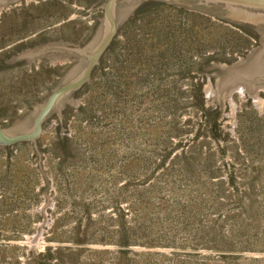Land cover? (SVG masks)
<instances>
[{
	"label": "rangeland",
	"instance_id": "1",
	"mask_svg": "<svg viewBox=\"0 0 264 264\" xmlns=\"http://www.w3.org/2000/svg\"><path fill=\"white\" fill-rule=\"evenodd\" d=\"M146 2H160L202 17L201 19L197 18L196 21L181 18L185 28H199L201 37L198 41V48L201 55L197 61L184 55L175 56L163 64L162 70L157 72L147 70L143 75H137L142 71L135 69L129 73L118 63L122 61L132 70L137 68L131 60L117 56L119 51L105 53L106 56H102L105 59H100L94 68V70L97 68L96 72L99 73L101 70L107 72L110 67L109 77L102 81L105 84L101 102L93 105L94 98L91 97L93 107L89 109L85 105L88 95L82 87L71 95L60 110L47 117L43 124V133L35 142L41 156L40 165L37 164L38 156L32 142H28L29 146L26 147L21 146V143L13 144L7 146L5 152H0V155L3 156L11 152L16 157L11 161L1 158L7 162L5 171H18L25 178L26 200L13 202V205H17L19 209L12 216L21 225L17 226L19 229L15 234L7 229L9 225L5 218L9 215H0V245L5 243L8 246L24 247L27 257L19 255L22 264H52V253H54L55 247L59 246L55 239L61 237L60 234L53 233L56 219L63 216L62 227L71 229L80 218V214L75 213L66 218L64 213L67 212L69 202L80 200L79 207H83L84 202H91L92 219L103 215L104 222L99 223L98 226L105 230H110L112 227L110 218H117L114 215L115 209L123 215L117 219H126L130 226L137 227L141 224L150 228L148 236L135 234L136 244L126 249L127 256L136 264H142L144 259L151 260L152 256L159 254L169 259L176 257L180 263L191 256L197 261L196 264H264V251L233 252L230 253L231 260L219 259L213 262L208 259L209 256L216 258L226 253L205 249L197 251L175 244L174 240L176 243L181 241L178 229L183 230L178 228L177 221L184 218L190 224L194 214L185 198L178 199L181 203L180 208H184L182 210L166 208L158 204L152 211L142 212L144 197L147 195L149 200L155 201L156 191L159 187L154 185L149 178L150 174L157 177L158 171L152 170L153 173L149 171L150 166L142 154L146 151V155L154 159L167 151L161 141L148 143L154 137V134H150L149 131L156 129L161 122L169 123L172 128L173 117L172 115L164 117L162 103L147 107L143 98L139 103L135 96L132 98L133 100L127 101L129 110L126 116L129 123L121 126L120 123H117L118 119L116 118L120 114V110L116 108L113 100L116 92L114 88L117 84L127 90L131 86L140 84L138 76H142L144 92L154 95V93L164 91L170 99H177L178 105L174 106L179 115L177 123L181 133L177 139H173V143L190 145L194 140L200 142L202 137L195 139L198 131L202 133L203 129L214 126L215 135L212 138L208 137V140L211 139L212 145L217 151H220L222 160L225 163H230L231 156L228 147L231 142L229 139L237 141L238 138L235 130L237 112L242 104L247 103L257 115H261L264 110V88L257 89L250 97L245 89H236L219 95L215 84L222 71L243 64L259 53L260 34L252 27L167 1L143 0L118 25L114 38L121 40V31L126 30L127 23L137 9ZM104 6V0H8L0 8V124L4 129L10 128L25 118L47 99L64 74L78 62V57L49 56L25 58L11 63H7V61L23 52L48 43L66 42L79 47L84 46L101 22ZM237 27H245L247 33L238 32ZM235 47L238 48L234 49L235 54L225 52L226 49ZM209 52H213L217 58L206 62ZM228 58H232L233 61H224ZM187 74H199L202 78L197 82L202 83L200 90L205 98L204 114L197 109L198 86L189 84V79H186ZM133 78V81H127V79ZM100 87L102 84L99 85ZM90 96L92 95L90 94ZM154 102L157 104L156 99ZM88 118H92V125L87 123V120L82 121V119ZM78 123H81L82 127L87 124L89 126L80 136L75 132ZM62 139H68V142H62ZM178 150L176 151L178 152ZM197 151V147L192 149L194 154ZM131 154L136 155L134 160L123 159L126 155ZM54 155L59 157H54ZM93 158H99V162L92 164ZM107 161L108 164H106ZM75 162L77 163L75 164ZM9 163H14L15 167L10 168ZM84 164H88L89 168L84 170ZM52 165L60 167L61 171L54 174L51 170ZM121 165L123 169L132 170L134 174L124 171L118 175V166ZM30 171L34 172L35 179L37 178L39 183L34 190L38 194L36 198L31 192L34 178L29 180ZM68 179L72 181L71 186L61 183ZM116 183L118 186L125 183L130 187V190L127 193L129 198L114 207L112 200L102 199L95 191L114 190ZM59 188H62L61 192H59ZM69 188L72 193L82 189L86 193L85 198L83 200L82 198L69 199ZM142 191L146 192L140 195ZM133 192L140 195V199L133 198ZM111 195L114 197L113 194ZM65 221L70 223V227L67 226L68 222L64 223ZM259 221L260 215L254 218L253 227L259 226ZM171 222L175 227L168 226ZM243 225H227L226 233H229L231 227L240 228L239 232H241ZM261 229H264V223ZM26 230H28L27 233H25ZM152 231H155L157 235H162L158 240L159 243L171 241L176 247L143 246L142 243L149 241L148 238ZM20 233L23 235L20 241H14L15 238L9 237ZM105 235L95 233L93 242L76 245L66 242L62 245L99 252L114 251L116 247L109 244L110 238L108 234ZM2 239L7 241H1ZM260 247H264V244ZM49 249L50 251H48ZM123 250L125 251V248ZM70 254L74 255L73 252ZM81 256L82 261L86 264L94 261V256L91 253H81ZM108 257V254L103 256L105 260Z\"/></svg>",
	"mask_w": 264,
	"mask_h": 264
},
{
	"label": "trees",
	"instance_id": "2",
	"mask_svg": "<svg viewBox=\"0 0 264 264\" xmlns=\"http://www.w3.org/2000/svg\"><path fill=\"white\" fill-rule=\"evenodd\" d=\"M183 17V20L193 21H196L197 18H202L195 13L192 14L160 2H146L137 9L134 16L127 23L126 30L124 32L121 31V40L114 38L105 53L119 51L117 56L131 60L137 68L132 70L124 62L119 61L118 63L129 73H132L135 69L141 70L142 73L137 75H143L147 70L155 72L162 70L163 64L175 56L184 55L191 60L197 61L201 55L198 48L201 33L199 28L196 27L185 28L181 22ZM205 20L207 21V19ZM237 30L240 33H247L245 27H237ZM234 49L238 48H228L225 52L233 55L235 54ZM120 51H122V54H120ZM103 56L105 57L106 55ZM104 57L101 59L104 60ZM216 58L213 52H209L206 62ZM224 61L232 62L233 59L228 58L224 59ZM96 70L92 72L89 82L83 86L85 93L88 95L85 105L89 109L101 102L105 84L102 81L110 75V67L107 72L101 70L98 73ZM186 76L190 85L198 86L196 92L197 109L204 114L205 98H203V92L200 90L202 83L197 82L202 78L199 74H187ZM133 80L134 78L127 79L128 82ZM138 80L141 82L140 84L131 86L127 90L119 84L114 88L116 92L113 100L116 108L120 110V114L116 117L118 119L117 123H120L121 126L128 125L129 121L126 114H128L129 107L127 106V101L135 96L138 98L139 103H141L143 98V102L147 107L162 103L164 117L167 115H172L173 117L172 128H170L169 123L161 122L156 129L149 131L150 134H154V137L148 143L161 141L166 146L167 151L160 157H154V159L147 156L146 151L142 154L150 166L149 171L151 173H153L152 170L158 171L157 177L150 174L149 178L154 185L159 186L156 191L157 198L155 201L149 200L147 195L144 197L142 212L148 213L158 204L166 208L171 207L182 210L184 208H180L181 203L178 199L185 198L188 200V205L194 211V214L190 224L184 218L177 221L178 228L183 230L178 229L181 241L176 243L174 240L175 244L197 251L205 249L226 253L216 258L209 256L208 259L213 262L219 259L229 261L232 259L230 253L233 252L244 253L246 250L264 251V247H260L264 244V229H261L264 223V110L261 115H257L255 110L247 103L241 105L237 112V127L235 129L238 134L237 141L235 139L231 140L224 135L231 142L228 147L231 161L230 163H225L222 160L220 151H217L215 146L212 145V140H208V137L212 138L215 135L214 126L209 129H203L202 133L198 131L195 139L202 137L200 142L194 140L190 145L173 143V139H177L181 133L177 123L179 115L174 106L178 105L177 99H170L164 91L154 93V95L144 92L145 89L142 87L143 77L138 76ZM194 81L196 83H193ZM100 84H102V87L99 88ZM91 97L94 98L93 105ZM154 99L157 100V104ZM84 120H87V123L92 125V118L82 119V121ZM88 127V124L82 127L81 123H78L77 127H75V132L80 136ZM62 142H68V139H62ZM21 144L23 147L29 146L28 142H21ZM175 145L176 148L174 149ZM196 147L198 151L194 154L192 149ZM6 149L7 146L1 147L0 152H5ZM54 157L59 156L54 155ZM135 157L136 155L131 154L126 155L123 159L134 160ZM1 158L11 161L16 157L11 152L6 153L5 156L0 155V215H9L5 218L9 225L7 229L11 230L12 234H15L17 229H19L17 226L21 225L12 216L19 209L17 205H13V202L26 200L25 178L18 171H5L4 168L7 162L1 160ZM94 162L98 163L99 158H93L91 163L93 164ZM106 164H108V161ZM84 165V170L89 168L88 164ZM9 167L14 168L15 164L9 163ZM59 168L52 165L51 170L56 174L61 171ZM118 169V175L124 171L134 174L132 170L123 169L122 165L118 166ZM33 178L31 192L36 198L38 194L34 190L39 183L36 180L37 178L35 179L34 172L30 171L29 180L31 181ZM61 183H67L71 186L72 181L68 179L66 182L61 181ZM129 190L130 187L125 183L121 186L116 183L114 184V190H99L95 192L102 199L112 200L114 207H116L117 204L129 198L127 197ZM61 191L62 188H59V192ZM68 191L69 199L71 200L74 198H82L83 200L86 196L82 189L74 193L70 191V188ZM145 192L142 191L140 195ZM140 195L133 192V198L137 197L140 199ZM80 202L81 200L69 202L67 212L64 213L66 218L75 213L80 214V218L71 229L62 227L63 216H59L56 219L53 233L55 235L60 234L61 237L55 239L59 246L55 247L54 253H52L51 263L86 264L82 261L81 253H91L94 256V261L90 264H136L127 256L128 251L126 249L136 244L135 234L148 236L150 228L141 224L137 227L130 226L126 219H117L123 215L119 214L115 209L114 215L117 218H110L112 227L110 230H105L98 226L99 223L104 222L103 215L97 217V219H92L91 202H84L83 207H79ZM258 215H260L259 226L253 227L254 218ZM67 222L65 221L64 223ZM69 224L68 222V227H70ZM230 224L233 226L244 224L243 230L239 232L240 228L231 227L227 234L225 229ZM168 226H174V224L171 222ZM95 233L108 234L110 238L109 244L115 246L116 249L114 251L99 252L97 250H83L82 248H71L62 245L66 244V242L74 245L93 242ZM161 236L152 231L148 238L149 241L142 243V245L146 247H176L171 241L159 243L158 240ZM9 237L15 238L14 241H20L23 235L20 233ZM1 241L7 240L2 239ZM123 248H125V251ZM66 252H68V255H66ZM71 252L74 255H71ZM26 254L24 247L17 245L8 246V244L2 243L0 245V264H22L19 255L27 257ZM105 254L109 256L106 260L103 258ZM158 260L160 261L157 262ZM170 262L172 264H196L197 261L193 257L188 256L186 261L180 263L176 257L169 259L159 254L152 256L151 260L144 259L142 264H169Z\"/></svg>",
	"mask_w": 264,
	"mask_h": 264
},
{
	"label": "water",
	"instance_id": "3",
	"mask_svg": "<svg viewBox=\"0 0 264 264\" xmlns=\"http://www.w3.org/2000/svg\"><path fill=\"white\" fill-rule=\"evenodd\" d=\"M8 0H0V8ZM104 14L91 39L82 47L66 42H54L23 52L7 61L20 59L75 56V63L61 78L54 90L25 118L8 129L0 124V147L21 142H32L40 165L41 156L35 145L43 133V124L48 116L60 110L71 95L86 85L111 42L118 25L143 0H104ZM192 10L223 18L230 22L256 29L260 34L261 48L251 60L222 71L216 80L219 95L236 89H245L252 96L264 88V0H163Z\"/></svg>",
	"mask_w": 264,
	"mask_h": 264
}]
</instances>
